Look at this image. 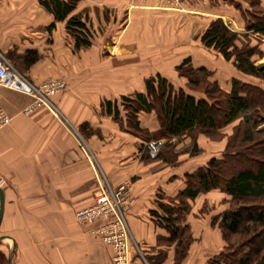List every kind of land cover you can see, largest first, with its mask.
Returning a JSON list of instances; mask_svg holds the SVG:
<instances>
[{"label": "crops", "instance_id": "obj_1", "mask_svg": "<svg viewBox=\"0 0 264 264\" xmlns=\"http://www.w3.org/2000/svg\"><path fill=\"white\" fill-rule=\"evenodd\" d=\"M236 1L181 0L172 7L166 0H95L100 7L104 4L119 8V16L126 11V26L120 35H177L180 40L183 35H197L200 19L207 23L218 16L230 28L244 30ZM260 3L264 6V0ZM83 5L96 6L80 0L78 6ZM37 8L34 13L31 9L24 10V0H0V51L5 57L13 50L21 54L27 49H36L41 55L46 51L43 47L47 38H52L53 48L60 37L67 36L45 35L52 31L66 32L65 22L57 20L49 29L48 25L54 21L52 14L38 0ZM40 14L43 23L36 18ZM91 15L90 11L87 23ZM40 25L45 30H39ZM260 48L264 50V38ZM196 50L197 47H190L185 57ZM201 55L194 64L214 71L209 54ZM41 60L42 57L30 64L31 72L28 71L35 83L41 80L37 74ZM139 72L148 74L139 80L140 84L132 82L126 90L90 80L92 97L84 94L85 82L69 83L68 89L76 90L78 97L65 92L69 97L59 101L61 108L52 101L57 109L39 104L30 113H24L23 109L33 101L32 96L0 85V107L11 116V121L0 128V186L4 196L0 248L10 255V264H111V245L91 232L102 220L80 224L74 215L76 209L93 202L103 174L113 186L128 183L130 187L125 217L134 240L131 264H211L210 258L223 249L221 231L211 220L218 213L202 217L196 201L208 193L200 194L189 200L191 207L184 218L193 240L185 257L175 262V241L169 240V231L160 224L156 213L163 211L158 203H168L183 188L184 173L206 161L187 154V160L177 165L148 162L142 158L140 136L120 128L101 107L104 98L114 99L128 90L129 93L143 90L144 79L151 70ZM213 77L223 88H230L227 77L224 82L215 74ZM143 114L152 112L138 115L140 126L148 127L142 124ZM156 125L154 130L159 128L157 122ZM203 137L197 139L201 148L202 140L207 139Z\"/></svg>", "mask_w": 264, "mask_h": 264}, {"label": "trees", "instance_id": "obj_2", "mask_svg": "<svg viewBox=\"0 0 264 264\" xmlns=\"http://www.w3.org/2000/svg\"><path fill=\"white\" fill-rule=\"evenodd\" d=\"M38 1L54 18L49 29L54 27L55 21H64L75 49L91 44L86 15L74 11L80 0ZM246 1V8L235 2L244 27L264 38V6L260 0ZM200 38L204 46L216 50L240 72L264 80V69L258 68L254 59L255 55L264 56L260 48L262 39L252 44V35L230 28L221 17L212 19ZM19 57L28 66L40 55L36 49H27ZM176 69L186 78L188 88L198 91V95L156 73L144 79L143 90L123 94L119 100L104 99L101 107L117 122L122 120V107L129 127L140 134L142 144L149 139H164L155 158L172 165L180 152L175 150L179 139L190 137L191 143L185 151L193 156L202 150L197 142L199 134L219 139L223 136L220 130L237 120L227 136L222 155L213 156L185 172L183 188L170 197L168 203L159 202L163 214L156 215L169 231V240L175 241V262L179 263L193 240L189 225L184 222L190 210L189 200L213 188H221L230 196L231 204L213 221L218 218L226 243L210 258V263L264 264V128L259 127L264 123V87L232 77L230 88L225 89L212 78L213 71L191 65L190 57H185ZM140 112H153L159 128L154 131L142 128L138 119ZM142 158H151L146 149ZM0 264H8V255L1 248Z\"/></svg>", "mask_w": 264, "mask_h": 264}, {"label": "rangeland", "instance_id": "obj_3", "mask_svg": "<svg viewBox=\"0 0 264 264\" xmlns=\"http://www.w3.org/2000/svg\"><path fill=\"white\" fill-rule=\"evenodd\" d=\"M166 1L170 3L172 7L179 5L181 2V0ZM237 1L240 3L242 8L248 7V2L246 0ZM85 2H90L91 5L96 6L92 8V6L85 7L84 5L78 6L77 4L74 11L81 12L83 16L86 15L87 21L89 17V12H92L91 18L89 19L90 23H87L89 24L88 26H90L91 29V44L86 48L75 49L73 45V38L70 37L69 34L65 32V30H59L55 32L52 31L46 33L45 35L67 36L60 37V40L56 43L57 45H55L53 48L52 38H47L45 41L46 44L43 47V49L46 51H42L41 55L39 54L40 58L42 57V60L38 64L39 68L37 74L41 80L37 81V83H43L49 79H59L64 82L63 87H61L60 89H56L54 90V92L49 93L47 95L51 101H54V103L58 105V108H61V99L69 96L78 97V95L74 93L76 90L70 91V89H68L69 83L73 84L79 80L82 81V83L85 82L87 84V92H83L85 96L92 97L94 94L93 89L90 90V80H95L97 81V83L102 84L104 86L109 85L111 83L113 85L118 86L120 89L126 90L127 87H129L130 83L135 82L140 84L142 82L139 80H141L142 77L147 75L148 73L139 71H144L146 69L151 70V73H149L150 75H154L155 71L158 70L160 71L161 75L167 77L174 85L183 86L184 88H186V90L198 95V91H192L188 88L186 84V78L180 75L178 70L176 69V65L182 62V60L186 56V51L192 46L197 47V50L192 52L193 54L197 55H188V57H190L191 65L197 67L194 63L201 59V53H208L212 61L214 62L215 67L212 75L213 79L214 74L215 76L221 77L222 80L224 77H227L225 78V80L227 79V81H230L232 77H237L241 80L248 82L254 81L251 83L259 84L260 86L264 87V80H256V78L252 76H248L247 74L241 73L235 68L231 61H227L225 59L223 60V57L216 50L203 45L200 38L201 34L204 29L208 26L209 22L216 17L210 18L207 23L204 19H202V21L200 19L198 21L197 35H183L182 40H180V36L177 35H148V37L147 35H120L121 29L126 26V11L123 12V15L121 14L119 16V8H112L104 4L103 7H100L99 4H97L98 2L96 3L95 0H85ZM30 6H32V8ZM36 8L37 0H24V10L31 9L34 11V13H36ZM116 15H118V17ZM42 16L43 14L39 17L36 16V18L39 20V23H43L44 21ZM38 28L39 30H45L44 26L41 25L38 26ZM244 31H247L249 35H252V44H255L258 39H262L260 36L246 30L245 27L244 30L240 32ZM201 47L204 50H201ZM10 54L7 56L11 64L21 73H24L32 81V78L28 72L30 71V65L26 66L22 62L21 57H19V54L16 51L13 50ZM254 59H256V66L259 65L260 61L264 62V56L258 57L255 55ZM230 75H232V77H230ZM65 92L70 95L67 96ZM129 92L130 90H128L127 93L125 92V95H129L132 93ZM120 97L121 95H118L116 99L119 100ZM121 114L122 123L118 122L120 128L130 130L139 137L140 134L134 132V130L129 127L128 122L126 120V112L122 107ZM141 121L143 125L148 126L141 127L144 129L146 128L149 131H154V129L157 127L156 122L158 123L156 116L153 112L152 115L143 114L141 117ZM235 123H237V120L224 126L220 130L223 136L219 139H210L202 133L199 134L197 136V139L200 135H203L207 139L202 140L203 148L200 153L193 155V158H200L203 159V161H207L213 156L220 157L224 150L227 141V136L232 133V128ZM259 127L264 128V123L260 124ZM80 131H82V133L84 134L86 132L84 129H80ZM145 133L146 132H144L143 134ZM139 138L141 140V137ZM151 140L155 139H149L145 142V144H142V142H140L139 148L146 149V151L150 155L151 158L147 160L148 162H151L152 164L157 162L161 163L163 161L155 158V155L160 152L162 147H160L155 153L150 152L148 149V143ZM162 140L164 142V139ZM190 143V137H186V139L182 138L177 141L175 145V150H178V152H180L178 154L175 164L173 165H177L180 162L182 163L183 161L187 160L185 158H188V155L191 156L188 152L185 151L186 147H188ZM167 164L169 165L170 163ZM102 180L108 181L105 174L102 175ZM204 193H208L207 197H200L196 201L198 205L197 209L201 213L203 218H206L207 215H210V213H218L215 215L217 216L221 211L229 207L231 204L230 196L226 194L221 188H213L207 192H203L200 194ZM214 217L211 218L212 223L217 224L218 228L220 229L218 223L219 220L217 218L215 221H213Z\"/></svg>", "mask_w": 264, "mask_h": 264}, {"label": "built area", "instance_id": "obj_4", "mask_svg": "<svg viewBox=\"0 0 264 264\" xmlns=\"http://www.w3.org/2000/svg\"><path fill=\"white\" fill-rule=\"evenodd\" d=\"M63 83L59 79H49L43 83L31 81L24 73L17 70L0 51V85L33 97V101L23 109L24 113H30L39 104L57 109L47 95L63 87ZM10 121V114L0 107V128L6 126ZM162 144V139L151 140L148 143V149L155 153ZM129 201L130 187L128 183L112 186L107 180H101L93 194V202L76 209L74 213L80 224L93 222L96 219L102 220L91 229V232L101 236L111 245V264H131L130 249L134 240L125 217Z\"/></svg>", "mask_w": 264, "mask_h": 264}, {"label": "water", "instance_id": "obj_5", "mask_svg": "<svg viewBox=\"0 0 264 264\" xmlns=\"http://www.w3.org/2000/svg\"><path fill=\"white\" fill-rule=\"evenodd\" d=\"M257 67L261 68V69H264V62H260L259 65H257ZM3 205H4V196H3L2 188L0 186V220H1V217H2ZM8 264H10V255L8 256Z\"/></svg>", "mask_w": 264, "mask_h": 264}]
</instances>
